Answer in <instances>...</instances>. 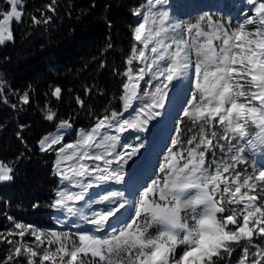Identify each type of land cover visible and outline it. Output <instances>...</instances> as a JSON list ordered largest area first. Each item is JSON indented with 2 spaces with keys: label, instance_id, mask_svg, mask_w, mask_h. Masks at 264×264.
Listing matches in <instances>:
<instances>
[{
  "label": "snow or ice",
  "instance_id": "6c2138e0",
  "mask_svg": "<svg viewBox=\"0 0 264 264\" xmlns=\"http://www.w3.org/2000/svg\"><path fill=\"white\" fill-rule=\"evenodd\" d=\"M5 2L10 10L0 11V44L12 40L10 24L23 15L22 0ZM165 2L148 0L146 10L135 13L142 15L134 28L136 43L124 71L116 73L123 78L121 110L97 116L93 126L77 131L75 142L64 143L69 121L39 141L41 152L56 155L52 174L60 183L53 207L82 217L90 230L76 225L75 233L57 232L14 222L13 231L0 233V243L12 246L0 264H217L242 241L237 264H264V246L256 243L264 241V166L238 170L248 163L245 146L264 150V0H247L250 13L244 12L236 26L210 16L187 26L170 22L168 12L153 11ZM56 3L51 0L48 11L54 13ZM31 20L38 25L51 16ZM185 79L191 88L161 178L144 187L134 205L123 192H91L124 181V165L144 145L139 136V144L127 143L123 134L146 130L161 116L169 92ZM61 92L56 87L52 94L59 99ZM20 100L28 104V94ZM54 117L50 112L46 119ZM184 118L198 126L189 129L186 141ZM250 123L259 129L255 140L248 134ZM14 171L0 162V182L13 181ZM126 205L133 211L123 220L118 214Z\"/></svg>",
  "mask_w": 264,
  "mask_h": 264
},
{
  "label": "trees",
  "instance_id": "16d2710c",
  "mask_svg": "<svg viewBox=\"0 0 264 264\" xmlns=\"http://www.w3.org/2000/svg\"><path fill=\"white\" fill-rule=\"evenodd\" d=\"M143 2L57 0L53 13L47 9L51 0H22V19L10 24L13 38L0 44V162L15 170L13 181L0 182V233L13 231L14 222L55 231L50 219L58 182L52 174L55 153L41 152L39 141L69 121L73 132L64 138L67 143L97 116L121 110L123 78L116 73L124 71L136 43L133 15ZM8 9L0 0V11ZM33 16L51 20L37 25ZM56 87L62 90L59 99L52 94ZM24 93L28 104L20 100ZM50 112L52 121L46 119ZM10 247L0 243V261Z\"/></svg>",
  "mask_w": 264,
  "mask_h": 264
},
{
  "label": "rangeland",
  "instance_id": "374dc122",
  "mask_svg": "<svg viewBox=\"0 0 264 264\" xmlns=\"http://www.w3.org/2000/svg\"><path fill=\"white\" fill-rule=\"evenodd\" d=\"M237 1H239L240 8L242 9L237 12H234L235 9L237 8ZM147 4H148V0H144V3L141 4L135 10L134 21L136 23V26L142 21V15L138 16L135 13L138 11L143 13L146 10ZM246 4L250 5L247 3V0H166V2L163 5L155 6L153 8V11H157V10L166 11L169 14L170 22L178 23L180 21V24L184 26L197 22L201 16H210L218 21L231 20L232 25L236 26L241 21H243L244 12L250 13V9H249L250 6L248 7ZM190 88H191L190 79H185L180 81L178 83V86L174 90H171L169 92V98L165 102V107L164 109H161V113H162L161 116L151 121L146 126V130L139 133L130 131L128 134V138H131L132 141H139L136 139L137 136H139L141 140L142 139L145 140L148 137L150 144L149 153L147 152V155L149 156V160H148L149 162L153 159L155 154L154 145L160 143L163 136L165 135V138H163L162 140V144L164 143L167 144L165 151L160 156V160L156 166V171L152 176L151 180L147 183H144V181H142L144 187L150 186L153 180H157L161 178L159 169L165 157L168 154V149L172 147L171 142L173 137L176 135L175 125L177 120H179L182 117V109L186 106L185 102L188 98L186 94L188 93ZM125 115H128V113H125ZM182 129H183L182 139L186 141L188 137L192 135V133L189 132V129H193V131H198V126L194 124L191 120L184 118ZM216 131L217 134L220 135L222 134L223 129L219 125H216ZM258 131L259 129L255 125L251 123L249 124L248 134L249 137L253 138V140H255ZM224 143L227 144L226 141ZM158 146L160 145L158 144ZM146 151H148V149L143 150L144 154H146ZM221 155L222 154L219 152V150H217V157ZM244 155L248 163L240 165L238 167L239 171L243 172L244 169L247 168V170L251 172L252 165H255L257 168H259L260 166H264V150H262L259 145L254 144L251 146H245ZM208 159H211L210 154L208 156ZM1 183H6V182H1ZM142 190L140 191V193L142 192ZM93 198H95V196ZM138 199L139 197L137 198V201ZM53 202L54 200L52 201V204ZM93 208H98V207L97 205H93ZM79 218L82 219V217L79 216L67 215L66 220H62L61 223L58 224L59 227H57L55 231L70 232V233L77 232L78 229L76 225L78 223L76 221L79 220ZM81 222L85 226V222L83 221V219ZM78 226L81 229V226L80 225ZM152 232L154 234L155 229H152ZM76 238L77 237L75 236L73 237V239ZM32 240L33 239H28L27 242L31 243ZM256 243H259L262 246H264V241H261L259 239H256ZM244 246H245V242L243 241L239 245L234 246V250L231 257L225 254L223 259L217 260V264H237V261L242 257V248ZM53 247L55 248V245H53Z\"/></svg>",
  "mask_w": 264,
  "mask_h": 264
},
{
  "label": "crops",
  "instance_id": "0c3cea01",
  "mask_svg": "<svg viewBox=\"0 0 264 264\" xmlns=\"http://www.w3.org/2000/svg\"><path fill=\"white\" fill-rule=\"evenodd\" d=\"M89 128H87V129H89ZM87 129H85V130H87ZM70 130L71 129L68 130V133ZM56 131H57V129L50 134H56ZM130 131L131 130L124 133L122 136V139L129 144H139L140 141H132L131 138H128V134ZM76 139H77V136H76L75 140L72 142H75ZM142 141H143L144 146L142 148H140L139 152H138L141 154L137 153L135 156H132L131 159H128L127 163L124 165V181L120 184H114L113 183L110 186H105L104 188H93V189H91V192L100 193L101 195L105 194L106 191L123 192L124 197L129 201V205H133L132 192H133V188H134L135 177L140 173V170L142 169L144 163L148 161V156L147 155H145V157L143 156L144 147H148V137L145 140L142 139ZM127 151H131V149H128ZM76 190L77 189H73V191H76ZM76 206L78 207L79 205H76ZM97 207L98 208L103 207V205H97ZM131 212H132V208L126 205V208L122 209L121 212L118 214V216L122 217L123 220H127L129 215L131 214ZM66 217H67V214L65 211L56 208L55 221L57 224L61 223L62 220H66ZM70 218H72V217H70ZM79 220H82V219L79 218ZM114 223H115V219H114ZM77 225H80L82 227V224H77ZM117 226H119V225H117Z\"/></svg>",
  "mask_w": 264,
  "mask_h": 264
},
{
  "label": "bare ground",
  "instance_id": "6f19581e",
  "mask_svg": "<svg viewBox=\"0 0 264 264\" xmlns=\"http://www.w3.org/2000/svg\"><path fill=\"white\" fill-rule=\"evenodd\" d=\"M243 4H245V3H243ZM247 5V4H246ZM248 7H249V9L251 10V8H252V6L251 5H247ZM242 8H240V3H239V1H237V8L235 9V11L234 12H237V11H239V10H241ZM179 24H180V21L178 22ZM163 138H165V135L163 136ZM163 138H162V140H163ZM162 140H161V142L159 143V145H162ZM151 166H152V164H150L149 165V167L147 168V171L148 170H150L151 169Z\"/></svg>",
  "mask_w": 264,
  "mask_h": 264
}]
</instances>
